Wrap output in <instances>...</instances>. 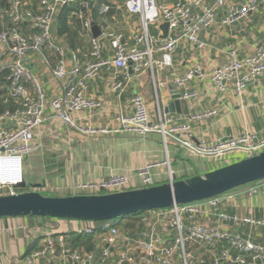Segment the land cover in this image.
Returning a JSON list of instances; mask_svg holds the SVG:
<instances>
[{
	"label": "built area",
	"instance_id": "obj_1",
	"mask_svg": "<svg viewBox=\"0 0 264 264\" xmlns=\"http://www.w3.org/2000/svg\"><path fill=\"white\" fill-rule=\"evenodd\" d=\"M8 8L0 7V13L9 18L12 28L0 32V190L13 194L14 187L24 182V162L40 149L36 133L51 119L56 120L85 137L107 135L108 130L97 129L81 121L83 113H92L102 108L101 102L87 97V83L97 79L103 69L134 73H153L154 55L161 57L164 67L173 65V56L183 42H189L199 50L208 44L199 39L204 30L217 23L218 12L226 9L221 20L230 26L256 13L264 0H247L232 4L231 0H175L161 4L158 0H126L125 10L140 20L141 34L128 44L119 33L105 32L102 39L110 40L113 56L104 58L101 38H92L88 57L82 63L79 55L69 53L53 36V25L65 6L78 4L89 9L88 2L81 0H7ZM111 10L109 5L101 8V14ZM84 32H90L91 23L84 11L76 14ZM161 21L169 23V35L159 42L151 35L150 28ZM29 33V34H26ZM264 43V39H263ZM156 46L154 47V45ZM45 51L56 56L51 71L52 78L61 85V92L50 101L51 115L48 116L47 96L43 83L29 70V55L44 57ZM228 62L215 69L211 82L226 91L230 84L236 96L242 99L249 82L264 77V47L256 53L240 59L235 49L229 48ZM202 75L196 66L184 78L176 81L177 87H185L188 81ZM121 84L116 86L119 89ZM182 99L190 101L195 92H185ZM132 115H120L116 119L115 133H129L146 138L159 134L167 153L162 164L146 165L139 169L137 177L143 186H152L151 169L164 166L168 169L169 181L176 173L168 155V145L174 143L190 157L211 164L222 163L231 158H241L264 150V135L246 130L238 137L216 143L195 142L188 123H177L170 114L161 115L159 122L150 121L148 105L142 95L132 98ZM217 114L211 111L190 117L201 120ZM76 115H79L76 117ZM264 181L250 184L246 194L257 196ZM135 188L134 180L128 175L113 174L104 180H93L79 184L76 190L87 195L114 193ZM85 194V193H84ZM225 195L206 202L185 206H174L169 210H149L141 213V229L126 233L122 228L107 223L101 228L92 222H75L73 231H54L42 241L41 248L24 256L23 264H264V244L255 236L264 229V219L252 216L231 215L223 210ZM248 228L249 232L239 230ZM11 232L0 230V235ZM93 236L96 252L73 249L67 236Z\"/></svg>",
	"mask_w": 264,
	"mask_h": 264
},
{
	"label": "crops",
	"instance_id": "obj_2",
	"mask_svg": "<svg viewBox=\"0 0 264 264\" xmlns=\"http://www.w3.org/2000/svg\"><path fill=\"white\" fill-rule=\"evenodd\" d=\"M174 1L158 0L161 4H171ZM245 1L247 0H231V3L238 4ZM95 2L99 8L109 5L111 10L107 14H101V11L88 13L87 19L91 23V29L94 23L101 35L105 32L119 33L124 36L128 44L133 45L134 38L141 34V26L138 17L126 12L124 6L126 0H104V2L95 0ZM212 2L213 0H207L208 4ZM225 10L218 12L217 23L211 29L200 33L199 39L208 44L204 50L197 49L189 42H183L173 56L171 67H164L161 64V57L156 54L154 55L156 66L153 73L145 71L139 75L134 73L133 69L132 71L103 69L97 79L89 81L87 97L101 102L102 108L92 113H83L80 116L81 121L88 126L108 130L110 133L85 137L56 120L48 121L36 133L37 143H40L41 147L32 154L40 160L39 171L37 174L33 172L30 159L32 155L25 159L23 165L24 182L28 185L26 190H33L34 185H40L39 191L51 193L53 191L63 196H72L77 193L63 194V190L75 192L79 184L104 180L113 174L132 177L135 185L133 189L143 187L142 181L137 177L138 170L146 165L162 164L167 159V153L159 134L141 138L134 134L114 132L117 129L118 116L133 114L132 98L135 95H142L145 98L150 121L157 123L160 113L166 114L165 108L171 101L172 91H178L181 94L197 93L195 98L187 101L189 115L170 114L177 123H188L191 126L193 139L197 143L201 141L216 143L238 137L246 130L262 137L264 135V77H258L249 82L240 99L230 84L227 85L226 91H220L211 82L210 75L215 69L228 62L229 48L235 49L239 58L242 59L256 53L258 48L264 47V4L247 19L230 26L221 24ZM70 24L77 31L76 49L69 47L67 40L57 35V22L53 25V36L56 42L65 48L68 57L69 53L75 52L83 63L89 55L91 40L94 37L91 29L90 32L83 31L82 24L79 26L77 17L74 15L71 17ZM150 32L154 39L160 42L159 23L152 26ZM26 34L29 33L26 32ZM101 40L104 58L112 57L110 40L102 38ZM56 58L49 51H45L44 57L37 54L29 55V70L45 88L48 116L51 115L50 101L61 92V85L55 82L51 75ZM196 66L201 67L202 75L188 81L183 88L177 87L176 81L184 78ZM119 84L121 87L116 89ZM0 93L2 94L1 89ZM211 111H217V114L197 121L190 120L191 116ZM170 144L171 149L169 150L168 147V155L171 161L178 158L182 163L187 164L193 172L191 176L220 167L211 165V168H207L211 163L207 164L206 161H200L198 164L197 162L202 159L191 158L187 153L184 157L181 154V151L185 153L184 150L174 143ZM230 158L229 161L234 162L240 157ZM151 171L157 179L155 185L169 181V177H166L168 176L166 167H153ZM172 171L175 172L173 168ZM191 176H183V179ZM247 188L248 186L225 195L221 210L231 215L264 219V187L254 198L247 196ZM50 222L55 224L39 223L32 218L0 220V230L11 231L0 235V264H19L23 257L28 255L26 253L29 250L41 247L42 241L48 234L54 231H73L77 226L74 221ZM119 227L125 231L123 223ZM260 230V235L255 236V239L264 244V229ZM239 231L246 234L249 229L245 227Z\"/></svg>",
	"mask_w": 264,
	"mask_h": 264
},
{
	"label": "water",
	"instance_id": "obj_3",
	"mask_svg": "<svg viewBox=\"0 0 264 264\" xmlns=\"http://www.w3.org/2000/svg\"><path fill=\"white\" fill-rule=\"evenodd\" d=\"M160 42L169 35V23H159ZM95 39L101 32L93 23ZM130 71L132 66L130 65ZM166 114L189 115L188 102L178 91H172ZM264 181V150L239 158L237 161L217 167L203 174L178 179L160 185L114 193L63 196L60 193L39 191L40 185L0 196V220L11 218H42L48 221L110 222L118 218L137 215L149 210H169L206 202L235 192L253 183ZM16 187L26 189L23 182Z\"/></svg>",
	"mask_w": 264,
	"mask_h": 264
},
{
	"label": "trees",
	"instance_id": "obj_4",
	"mask_svg": "<svg viewBox=\"0 0 264 264\" xmlns=\"http://www.w3.org/2000/svg\"><path fill=\"white\" fill-rule=\"evenodd\" d=\"M82 2H88L90 7L89 9H82L80 5L78 4H74V5H70V6H65L59 13V15L56 18L57 22V35L59 37H61L64 40H67L69 47H71L72 49H76V37H77V31L75 29H73L71 27L70 24V20L71 17L74 15L75 17L76 14L80 13L81 11H84L86 16H88V13H96V12H100L101 11V7L99 8L96 5L95 0H81ZM102 2H104V0H102ZM94 4V5H93ZM8 2L7 0H0V7L2 8H8ZM9 18L7 17V15H3L2 13H0V32H4V31H8L9 29L12 28V25L10 23V21L8 20ZM77 23L79 24V26H81V22L77 19ZM1 95V93H0ZM250 186V185H248ZM247 187V186H245ZM27 189V188H26ZM26 189L21 188V187H14V192L18 193V192H24L26 191ZM9 194L7 189H3L0 190V196L3 195H7ZM140 217L141 214H137L134 216H127V217H122L119 218L117 223L114 224V222H93L98 229L101 228L102 226H104L107 223H111L117 227H119L122 223L124 224V229L126 231V233H133V232H137L141 229V223H140ZM36 219V220H35ZM32 220H35L39 223H43V224H50V225H54V222H50L46 219H42V218H32ZM123 230V229H122ZM67 241L69 243V245L73 248V249H85L88 252H96V243L94 241V237L93 236H88V235H76L74 233H70L67 236ZM41 247L38 246L36 249H32L29 250L26 254H30L31 252L35 251V250H39ZM24 258V257H23Z\"/></svg>",
	"mask_w": 264,
	"mask_h": 264
},
{
	"label": "rangeland",
	"instance_id": "obj_5",
	"mask_svg": "<svg viewBox=\"0 0 264 264\" xmlns=\"http://www.w3.org/2000/svg\"><path fill=\"white\" fill-rule=\"evenodd\" d=\"M112 1H118V0H112ZM120 1H123V0H120ZM112 5V4H111ZM119 6H121V5H119ZM118 6V7H119ZM152 28V27H151ZM151 28H150V31H151ZM169 150L171 149L170 147H171V144H169ZM182 153V155L185 157V156H187L186 155V152L184 153L183 151H181ZM192 158V157H191ZM31 162H32V168H33V172L35 173V174H37V172L39 171V169H40V160L38 159V158H35V157H33V155L31 156ZM171 159V158H170ZM194 159H197V158H194ZM176 160V161H175ZM173 159L172 160V168L175 170V172H176V176H177V178L178 179H183V176H191L192 174H193V172H192V170H191V168L187 165V164H184V163H182L181 162V160L180 159ZM196 161H198V160H196ZM200 161H203L204 162V160H199L197 163L198 164H200L199 162ZM207 164H210V163H207ZM211 165H213V166H218V165H222V163H218V164H210V166H208L207 168H211L212 166ZM153 171V170H152ZM152 171H151V177H152V179H153V181H154V183H157V179H156V177L153 175V173H152ZM166 177H169V176H166ZM165 180H167V179H165ZM26 183V182H25ZM74 190H67V191H64L63 190V194L64 193H67L68 192V194H86V193H88V192H81V191H79V190H76L75 192H73ZM53 192V191H52ZM62 193V192H61ZM130 216H134V215H130ZM119 219V218H118ZM118 219H116V220H113V221H110V222H114V224L115 223H117V221H118ZM36 220V219H35ZM19 264H23L22 262L21 263H19Z\"/></svg>",
	"mask_w": 264,
	"mask_h": 264
}]
</instances>
